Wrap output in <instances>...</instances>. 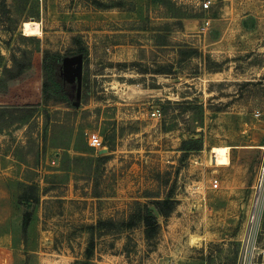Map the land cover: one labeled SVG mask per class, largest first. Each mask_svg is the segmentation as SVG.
<instances>
[{"label":"rangeland","instance_id":"rangeland-1","mask_svg":"<svg viewBox=\"0 0 264 264\" xmlns=\"http://www.w3.org/2000/svg\"><path fill=\"white\" fill-rule=\"evenodd\" d=\"M204 1L0 0V264H264V0Z\"/></svg>","mask_w":264,"mask_h":264},{"label":"trees","instance_id":"trees-1","mask_svg":"<svg viewBox=\"0 0 264 264\" xmlns=\"http://www.w3.org/2000/svg\"><path fill=\"white\" fill-rule=\"evenodd\" d=\"M62 63V59H58L57 66H60ZM57 73L59 74V79L61 84H65L70 86L71 83L65 80L60 74V69H58ZM71 96L75 97L76 88L74 91L71 90ZM1 103L0 105L8 106V107H34L40 104L39 97L36 95V92L31 87L24 86H11L7 88L4 92L0 93ZM167 201V199L159 200L154 207L156 208L158 214L163 215V211L159 204H163ZM145 216L147 217L148 224H152L156 226V219L152 210L149 209V206L145 205ZM23 223H22V233H26L28 223L30 221V211L26 210L23 214Z\"/></svg>","mask_w":264,"mask_h":264},{"label":"built area","instance_id":"built-area-1","mask_svg":"<svg viewBox=\"0 0 264 264\" xmlns=\"http://www.w3.org/2000/svg\"><path fill=\"white\" fill-rule=\"evenodd\" d=\"M211 5V0H205L203 2L204 8H209ZM152 116H159L160 110L156 109L151 112ZM88 144L89 146L94 149L95 151H100L103 148V143L99 137V135L95 132H89L88 134ZM264 185V161L261 163L259 170H258V176L255 183V190H260ZM214 186H216V183H214ZM256 212L252 211L249 215V222L253 223L256 220ZM262 254L264 255V248L262 250ZM248 264H256V262L250 260Z\"/></svg>","mask_w":264,"mask_h":264},{"label":"water","instance_id":"water-1","mask_svg":"<svg viewBox=\"0 0 264 264\" xmlns=\"http://www.w3.org/2000/svg\"><path fill=\"white\" fill-rule=\"evenodd\" d=\"M66 65H73L72 77L76 82V104H78V100L80 98L81 93V73H82V58L80 55L77 57H64L62 59V68ZM62 74V73H61ZM104 151V150H103ZM102 152V151H99ZM149 209L153 211L154 215H159L156 208L153 205L149 206Z\"/></svg>","mask_w":264,"mask_h":264}]
</instances>
